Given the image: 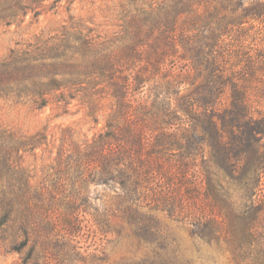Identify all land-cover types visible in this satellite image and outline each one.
I'll list each match as a JSON object with an SVG mask.
<instances>
[{
    "label": "trees",
    "instance_id": "obj_1",
    "mask_svg": "<svg viewBox=\"0 0 264 264\" xmlns=\"http://www.w3.org/2000/svg\"><path fill=\"white\" fill-rule=\"evenodd\" d=\"M116 1L103 25L71 16L0 57V100L80 106L95 124L106 113L91 138L0 119V242L22 264H102L79 251L81 214L103 235L153 245L135 264H189L168 250L164 220L242 251L264 227V0ZM49 2L0 0V27Z\"/></svg>",
    "mask_w": 264,
    "mask_h": 264
},
{
    "label": "rangeland",
    "instance_id": "obj_2",
    "mask_svg": "<svg viewBox=\"0 0 264 264\" xmlns=\"http://www.w3.org/2000/svg\"><path fill=\"white\" fill-rule=\"evenodd\" d=\"M53 1L50 0L45 11L37 18L30 14L18 29L13 26L9 32L7 28L0 27V57L7 55L9 49L13 48L18 40L28 38L41 29L68 22L71 16L88 21H92L94 17L95 25H103L105 24L102 18L103 10L107 6L113 7L117 4L116 0H75L73 3L62 0L56 4ZM261 105H264L263 102ZM0 119L10 128L19 129L27 134L45 129L53 139L59 136L61 129L69 127L91 138L103 128L106 113H101L98 123L95 124L85 116V111L80 106H70L66 113L54 106L31 112L12 102L0 100ZM41 161L39 158L27 155L24 165L30 171L35 169L39 176ZM262 184L260 188L264 191V177ZM232 188L235 189L234 186ZM92 191L94 192L92 197H99L103 201V195L106 193L101 187L92 188ZM94 204L100 206V201ZM79 220L81 230L75 237L79 251L99 254L106 260L102 264H135L153 249V245L136 240L129 230H124L121 236L114 233L103 235L95 229L89 215L80 214ZM162 224L169 237L168 250L173 253V257L179 259L178 261L189 264H264V227L261 225H257L254 242L242 251H238L237 248L235 250L226 243L223 237L219 241L207 243L191 237L189 232L192 228L188 225L170 220H164ZM0 264H22L21 255L0 242Z\"/></svg>",
    "mask_w": 264,
    "mask_h": 264
}]
</instances>
